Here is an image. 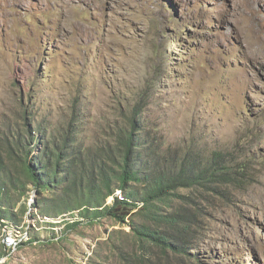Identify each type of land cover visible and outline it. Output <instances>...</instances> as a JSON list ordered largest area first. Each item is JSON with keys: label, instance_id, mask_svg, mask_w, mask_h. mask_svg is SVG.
<instances>
[{"label": "rangeland", "instance_id": "1", "mask_svg": "<svg viewBox=\"0 0 264 264\" xmlns=\"http://www.w3.org/2000/svg\"><path fill=\"white\" fill-rule=\"evenodd\" d=\"M142 108L139 123L162 130L165 150L221 152L233 175L224 198L198 203L191 259L164 264H264V0H0V141L25 146L12 158L0 148L11 178L25 182L22 156L49 143L39 124L55 132L83 118L87 144L108 148ZM34 193L11 195L18 221H32L0 220V264H129L143 252L108 217L73 227L78 211L42 217ZM5 226L29 243L5 251Z\"/></svg>", "mask_w": 264, "mask_h": 264}, {"label": "trees", "instance_id": "2", "mask_svg": "<svg viewBox=\"0 0 264 264\" xmlns=\"http://www.w3.org/2000/svg\"><path fill=\"white\" fill-rule=\"evenodd\" d=\"M143 111L126 117L116 133L109 135L108 148L99 145L98 138L87 144L88 139L82 136L83 118H72L55 132L39 124L38 134L49 136V143L41 156L36 154L28 161L22 156L19 175H24L25 182L6 173L8 166L0 149V220L21 223L14 212L19 201L11 195L21 199L34 191V207L44 218H64L78 211L77 218L72 216L74 223H67L69 227L80 223L81 218L94 222L104 216L128 227L134 245L143 251L129 264H150L148 255L163 264L170 256L191 259L187 242L191 239L192 244L201 235L202 210L198 203L224 198L223 189L231 186L219 185L232 180L229 162L216 151L206 154L191 147H184V153L176 147L165 150L160 145L164 140L162 130L156 127L152 134L142 121L139 123ZM15 130L8 128L4 133L14 134ZM18 142L0 141V148L7 146L12 158L20 147L25 149ZM109 198L112 204L109 201L106 206ZM19 212L23 215L26 207Z\"/></svg>", "mask_w": 264, "mask_h": 264}, {"label": "bare ground", "instance_id": "3", "mask_svg": "<svg viewBox=\"0 0 264 264\" xmlns=\"http://www.w3.org/2000/svg\"><path fill=\"white\" fill-rule=\"evenodd\" d=\"M31 192H34V191H31ZM35 194L36 193H34L33 195H32V198L35 196ZM110 200V202H111V204H112V201H113V199L112 198H109L108 199V201ZM33 202H34V200H33ZM33 202L31 203V204H33ZM109 202V203H110ZM34 204H35V202H34ZM33 204V209L35 208L34 205ZM106 206H108V205H106ZM36 210H37V208H35ZM31 211V214H32V212L34 213V211L33 210H30ZM37 212H38V210H37ZM39 213V212H38ZM31 218V217H30ZM30 218L28 219V217L24 220V222H29V221H32V220H30ZM60 218V217H59ZM59 218H57V219H59ZM63 218V217H62ZM47 219H49V218H47ZM55 220V219H54ZM5 221H7V220H5ZM4 220H1V222L2 223H4L5 222ZM79 221H81V220H79ZM1 222H0V226H2V224H1ZM24 222H22L21 224H18V225H22ZM71 223H74V221L73 222H71ZM21 230V232H22V234H23V236L19 233V231ZM31 230H32V228H31ZM3 231H4V235H3V238H2V240H1V244H2V246H3V248H4V250L6 251V249H8V247L9 248H11V249H13L12 251H16V249L18 248V246L19 245H21V244H24V243H28L29 241H28V239H27V233H26V231H24V230H22V228H18V229H14L13 231H8L7 230V227L5 226L4 227V229H3ZM24 241H27V242H24ZM35 241H37L36 239H33V240H31V244H33ZM61 241V240H60ZM60 241H53L52 240V242H56V243H59ZM30 244V245H31ZM38 244V243H37ZM33 245H35V244H33ZM24 247V246H23ZM21 249V248H20ZM19 249V250H20ZM19 252V251H18ZM17 252V253H18ZM16 253V254H17ZM2 255V257H3V254H1ZM0 258V263H6L7 262V260L6 261H3V258Z\"/></svg>", "mask_w": 264, "mask_h": 264}, {"label": "clouds", "instance_id": "4", "mask_svg": "<svg viewBox=\"0 0 264 264\" xmlns=\"http://www.w3.org/2000/svg\"><path fill=\"white\" fill-rule=\"evenodd\" d=\"M32 207H33V206H32ZM37 209H38V208H37ZM15 212H17V210H15ZM25 246H26V245H25ZM25 246H24V247H25ZM22 248H23V247H22ZM22 248H21V249H22ZM21 249H20V250H21ZM20 250H19V251H20ZM2 252H3V251H2ZM5 255H6V254H5ZM9 258H10V257H9Z\"/></svg>", "mask_w": 264, "mask_h": 264}]
</instances>
